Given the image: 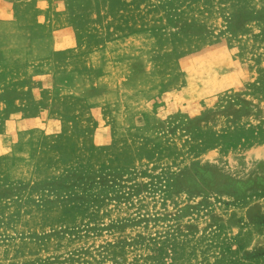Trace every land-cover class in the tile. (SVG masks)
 I'll return each mask as SVG.
<instances>
[{
	"label": "rangeland",
	"instance_id": "374dc122",
	"mask_svg": "<svg viewBox=\"0 0 264 264\" xmlns=\"http://www.w3.org/2000/svg\"><path fill=\"white\" fill-rule=\"evenodd\" d=\"M49 4L1 64L0 264H264V0Z\"/></svg>",
	"mask_w": 264,
	"mask_h": 264
},
{
	"label": "crops",
	"instance_id": "0c3cea01",
	"mask_svg": "<svg viewBox=\"0 0 264 264\" xmlns=\"http://www.w3.org/2000/svg\"><path fill=\"white\" fill-rule=\"evenodd\" d=\"M29 1V2H27ZM51 10H57L58 0H49ZM47 0H0V76L2 73L1 64L5 60L16 56L20 58L21 54L25 50V33L27 31H35L41 26L43 7H46ZM34 5L32 9V22L27 23L25 21V13L27 12L25 6ZM37 6V8H36ZM31 10L28 9V13ZM35 33V32H34ZM34 43L40 44L42 37L40 35H35L32 37ZM39 54H41V48H37ZM36 54V49L34 50ZM15 62V61H14ZM18 65V59L16 61ZM1 97V93H0ZM1 101V99H0Z\"/></svg>",
	"mask_w": 264,
	"mask_h": 264
}]
</instances>
